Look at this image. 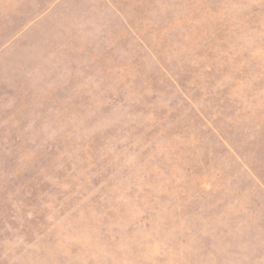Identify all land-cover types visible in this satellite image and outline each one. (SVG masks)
I'll return each mask as SVG.
<instances>
[{
	"label": "rangeland",
	"instance_id": "obj_1",
	"mask_svg": "<svg viewBox=\"0 0 264 264\" xmlns=\"http://www.w3.org/2000/svg\"><path fill=\"white\" fill-rule=\"evenodd\" d=\"M0 264H264V0H0Z\"/></svg>",
	"mask_w": 264,
	"mask_h": 264
}]
</instances>
